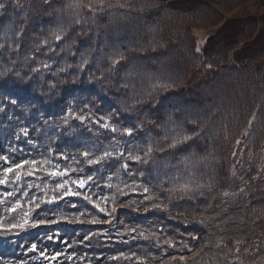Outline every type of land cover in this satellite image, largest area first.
<instances>
[{"label":"trees","instance_id":"1","mask_svg":"<svg viewBox=\"0 0 264 264\" xmlns=\"http://www.w3.org/2000/svg\"><path fill=\"white\" fill-rule=\"evenodd\" d=\"M250 1L261 14L230 26ZM0 5V156L51 161L10 173L15 196L0 188V264H264V0ZM215 26L198 53L194 30ZM148 144V163L128 158ZM106 150L124 156L81 155ZM52 165L69 171L49 176ZM64 180L82 195L42 202ZM186 182L193 191H171ZM28 183L39 188L25 197ZM25 214L35 226L13 227Z\"/></svg>","mask_w":264,"mask_h":264},{"label":"snow or ice","instance_id":"2","mask_svg":"<svg viewBox=\"0 0 264 264\" xmlns=\"http://www.w3.org/2000/svg\"><path fill=\"white\" fill-rule=\"evenodd\" d=\"M0 7H2V5H0ZM88 7L91 9V5H88ZM55 40L59 41L61 40V36L59 34L55 35ZM45 43H47V41H45ZM114 63H116V61H114ZM45 67H48L47 65H45ZM159 87H166V85H159ZM13 103H15V101H13ZM69 111L71 112V109H69ZM77 119L80 120H84L85 117L84 116H78ZM65 123H67V120L65 119ZM103 127L108 128L110 127L109 124H104ZM119 129L115 126H111V131L112 132H117ZM134 129L133 128H125L122 130V134H126L128 136H131L133 134ZM188 139H190V137L188 136H183L181 139H177V138H173L171 144L169 145V147L171 148H175L177 146V144L179 143H183L184 141H187ZM239 143V141H238ZM13 151H15V149H13ZM154 149H153V145L152 144H148L146 147V150L144 152V156H132L131 153H129L128 158L129 159H134L140 163H148V158H150L151 154L153 153ZM82 156H84L87 159V163L88 164H101L103 161H106L108 159H111L113 156H119V157H123L124 153L120 152V153H114L111 151H104L100 156L93 158H90L92 156V153H89L87 151L81 153ZM67 157H65L66 159ZM0 161L4 162V164H8L9 166L7 167H3L2 168V175L3 178H0V185H6L8 183H10L9 178H8V174L9 173H14V178L13 181L14 182H19L24 176H29V175H35V173L37 171H41V168H37L35 167L36 165H43V164H51V161L47 160L46 158L42 161H36V160H22L20 163L16 164V163H11L9 161V158L7 156H0ZM26 165H31L33 166L32 168H30L28 171L26 172H22L21 170L25 168ZM128 165L127 163H125L123 165L124 169H127ZM53 170L51 172H48L47 174L49 176H66L69 169H64L63 171L59 170V165H52ZM46 171V170H45ZM141 176H144L145 174L143 172L140 173ZM94 177L93 176H88L87 179H80V180H76V181H72L73 184L78 185L79 188H84L89 181H93ZM66 185H68V180H64L62 183H59L56 185V187L54 189H52V191L56 194L52 195L50 199L47 200H42V202H55L57 200H61L64 197H67L69 195H75V196H80L82 195L79 191H73L71 186L66 187ZM32 187H37L39 188L38 185H34L32 183H28L26 185V189L23 191V196L27 197L28 196V192L27 189L28 188H32ZM109 187H111V185H109ZM140 187H142L143 192L144 193H148L150 191V189L144 185H141ZM197 188L202 187L201 185H196ZM193 186L190 182H186L183 184H180L177 188L172 189L171 191H179L182 193H188L190 191H193ZM20 191L19 185L17 183V187L13 192H4L3 196L7 197V196H15L16 192ZM62 191V195H60L59 193ZM120 190L118 189V192ZM120 194H123L122 192H120ZM45 196H47V193H45ZM83 198L85 200H91V197H89L88 195H84ZM152 197L146 195L144 197L145 200L151 199ZM37 197L35 195L32 196V199L29 201V203H34L36 201ZM104 201H107L109 199V197H103L102 198ZM111 199L114 201L115 200V195L113 197H111ZM38 206V205H37ZM97 208H99L100 212H105L109 215H111V213L107 212V209L104 207H101L100 204H96L95 205ZM22 207V205L20 204L19 201L16 202V205L14 206L15 208H19ZM153 207H158V205H153ZM164 207L166 208L167 205H164ZM115 208L112 209V212H115ZM25 214V218L23 219L22 223H19L17 225H14L13 227H19L21 229H24L25 226H35L34 224L29 225L28 219L26 218ZM83 215V213L81 214ZM92 223L97 222L95 219H93L91 221ZM131 231H135V229H131ZM89 239V237H85V240ZM193 239H195V237H193ZM169 246H174V244H172L171 242H169ZM33 249L36 247L35 245L32 246ZM180 259H185L184 257H180Z\"/></svg>","mask_w":264,"mask_h":264},{"label":"rangeland","instance_id":"3","mask_svg":"<svg viewBox=\"0 0 264 264\" xmlns=\"http://www.w3.org/2000/svg\"><path fill=\"white\" fill-rule=\"evenodd\" d=\"M264 6V5H263ZM260 7L258 6V4H255V1L252 2L250 1V3H248L246 6L237 9L236 11H233L232 13L226 15V17H230L232 18V21L230 22V26L233 25L234 27H239L240 24L242 23L243 19H247L251 17H256L259 16L261 14V11L259 9ZM217 26L215 27H211V28H199V29H195L194 30V34L197 40V46H196V50L198 53H201L202 51V47L206 42L207 37L210 34L215 33ZM230 32V27L228 26V24L226 25V28L224 30H221L220 32L216 33V36H220V38H222V36H224L223 34H226ZM240 141L238 143V141L235 144V151L233 152L232 156H231V160L232 157L235 156V154H237L239 157L243 156V152H244V145H241L239 150H236V148L239 146ZM264 157V156H263ZM235 160V158H234ZM238 160V158H237ZM0 178H3V175L0 174ZM8 178L9 181H11V174H8ZM0 188L4 189V191L2 192V194L4 192H11V185L8 183L6 185H0ZM3 196V195H2ZM5 197V196H4Z\"/></svg>","mask_w":264,"mask_h":264}]
</instances>
